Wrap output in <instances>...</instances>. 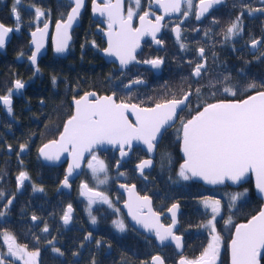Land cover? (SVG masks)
Masks as SVG:
<instances>
[{
    "label": "snow or ice",
    "instance_id": "snow-or-ice-1",
    "mask_svg": "<svg viewBox=\"0 0 264 264\" xmlns=\"http://www.w3.org/2000/svg\"><path fill=\"white\" fill-rule=\"evenodd\" d=\"M84 0H68L71 7L64 22L56 24V48L57 53H62L67 48L70 39L68 30L72 27L73 21L79 15ZM134 2L136 8L140 7V0H129ZM20 0H15L13 13L16 16L17 24H19V14L16 11V5ZM156 3L164 9L166 15L170 13H179L182 11V5L185 6L183 16L187 17L192 8V0H156ZM222 3V0H200L197 6L196 19L200 20L205 13H208L214 5ZM93 11L99 12L101 16L107 17V48L104 52L108 56L116 57L121 66H126L136 60L135 52L140 46V39L145 35H151L152 40L160 44L162 41L156 39V33L160 31L163 16H156L155 22L149 20V12H144L139 16L140 26L133 27L132 20L135 15L134 10L129 7L127 16L123 14V0H103L101 6L97 0H93ZM44 15L39 8L35 9L36 19L39 20ZM243 15V13H241ZM240 17L233 22L228 28L225 38H231L238 35L242 30L240 27ZM182 22V21H181ZM47 23L44 28H38L32 33L33 43L36 45L37 52L42 44L36 39L37 34L43 37L47 30ZM13 31H19V28L13 29L0 24V48L5 47L6 38L10 39L9 34ZM177 40L180 38V28L175 29ZM260 42L253 40L252 47L257 48ZM184 47L183 44L180 45ZM203 57V49L199 50ZM33 64L36 62V53L31 57ZM146 64L158 68L162 61L160 59L146 60ZM204 64H197L192 75L196 78L201 77ZM230 78L225 76L223 80L216 83L209 82L208 87L216 88V91H222L227 96L236 97L239 89L230 85ZM55 83V78H53ZM133 83L140 84L142 81L136 80ZM222 85V87H217ZM15 90L22 89L24 84L20 80L15 81ZM255 84H248L247 90L255 89ZM12 90L4 96H0V102L7 106V111L11 113V95ZM201 89H195L197 98L201 96ZM216 92H213L214 96ZM193 92L190 90L185 93L181 99L166 100L162 103H156L153 107H140L136 104L117 103L113 96L97 97L96 94L86 93L79 99L73 100L74 112L64 123L63 130L59 134L58 139H54L43 145L39 149L40 154L46 160H59L64 152H69L72 156V163L68 167V173L64 178V186L68 187V179L72 175L73 170L80 167V160L83 158L84 152H91L94 146L102 144L118 145L121 156L128 153L132 147L133 141H140L147 146L148 152H153L159 139L163 137L167 128L171 127L178 117V113L188 108L191 104V96ZM202 110H196V114L186 121H181L182 130V152L184 162L180 165L178 175L184 180L192 178H201L210 184H222L226 180L233 183L241 181L246 174L251 171L256 177V188L259 192L264 193V91H257L254 95H248L242 99H222L214 103H205L199 106ZM135 116L134 121H130L127 113ZM24 145H21L23 150ZM151 160L142 161L137 168L143 173L145 167L151 166ZM88 168L91 169L93 177L98 184L107 182V167L103 161L98 160L95 155L88 162ZM104 173V179H100L99 174ZM29 177L26 172L21 171L17 176L18 185H22ZM81 195L87 196L89 206L101 201L109 204L108 198L99 191H94L87 184L81 185ZM42 191V189H40ZM129 199L126 203L129 215L141 224L144 228L155 230L156 236L163 242L171 237L176 241L177 247H180V237L174 236L172 228H164L159 224V217L152 211L151 201L149 197H140L136 194L134 186L128 190ZM3 193H0L2 196ZM243 193L233 195L232 201ZM11 200L8 201L11 204ZM233 205H229L231 207ZM173 205L172 212L173 225L175 224V209ZM205 207H211L213 213L212 219L209 220L205 227H209L212 233H215L216 215L220 213L221 205L219 200L209 203L205 200ZM147 209V214L144 210ZM72 207L68 206L67 211L63 215L65 224L69 223L71 218ZM4 213L0 212V216ZM33 220L37 217L33 216ZM93 224L96 222L92 217ZM231 223V219L227 221ZM115 227L123 232L125 224L122 221H114ZM236 227L235 238L231 241V264H261L264 255V209L258 215L253 216L246 224H239ZM44 232L48 228L43 229ZM91 235V234H89ZM87 239V237H86ZM5 240L9 245V254L24 261V264H33L38 252H27L25 248L14 247V237L5 234ZM51 243V241L49 242ZM99 244V241H97ZM220 236L213 235L207 248L200 257L194 260L181 259L179 264H215V260L219 254ZM59 252V249H54ZM154 261H163L159 257H153ZM0 264H3V256L0 255Z\"/></svg>",
    "mask_w": 264,
    "mask_h": 264
},
{
    "label": "flooded vegetation",
    "instance_id": "flooded-vegetation-1",
    "mask_svg": "<svg viewBox=\"0 0 264 264\" xmlns=\"http://www.w3.org/2000/svg\"><path fill=\"white\" fill-rule=\"evenodd\" d=\"M199 1L200 0H192L193 6L191 9H187L189 15L185 17L182 23H180V20L183 18L182 13L185 10L184 5H182V11L179 12L178 16L165 18L161 24L160 34L157 37V40L162 41L161 47H154L152 42L148 39L142 43L140 51L135 55L136 60L139 63H144L146 60L160 59L162 63L160 64L159 71L156 72L154 69L138 63L130 64L124 70H118L117 65L112 62L106 63L103 60L99 55V50L105 47V42L101 37V33L102 30L108 29V22L104 18H91L90 7L93 0H85L84 8L79 16V24L70 31L71 40L68 45V54L62 57L56 56L53 53L50 39L55 23L57 21H63L72 7L67 0H20V3L16 5V11L20 17L19 24H17L16 16L12 11L15 0H0V24L8 28H19V31H13L10 33V39L6 40L5 47L0 48V62L3 64V69L9 74L6 81L0 79V92H3L0 96L7 95L9 90H12L13 92L11 95V113L7 111V106L0 105V166L3 160H10L11 157L14 158V161L20 163L19 167H12L10 165L0 167L2 169V171H0V193H3V195L0 196V212L4 213L3 216H0V255L3 256V264H24L23 260L17 259V257L9 254V245L5 240V234L14 237V247H22L25 248L27 252L39 253L35 261H33V264H39V256L41 253L46 256L53 254L60 264H74V260L77 258V252L75 250L76 231L83 236V239H81L83 246L78 247L80 249L87 248L88 244L91 242L97 246L102 243L100 237L103 228L100 223V213L96 212V209L101 207L107 208V206H105V203L103 202L101 204L94 203L96 206L91 205L89 211L85 210L83 203L87 202L88 198L81 195L80 189L81 183L87 184L81 179L86 172L84 170V165L79 177L71 182V191L69 193L62 191L59 193L56 192L57 185L62 177L53 189L54 196L52 198L48 197V193L42 187V183L39 182V194L41 199L36 205L29 204L27 196V188L33 186L34 183L29 181V178L25 180L22 185H18L17 182V176L21 171L27 173L25 169V155L27 148L26 116L28 109L31 107V104L28 103L27 100V89H39L38 103L39 113H41L39 118H37V121L39 120V128H41L45 120H47V117L43 116L42 111L45 107L44 98L48 94L46 84L50 85L51 82L50 78L49 80L47 79V73L44 68L43 59L45 57H51L58 60L59 58L68 56L71 50L73 51L76 49L78 52V59H90L94 57V55H85V52L88 49L85 47L86 44L89 46L90 51H95L96 57L94 59L101 61L104 69L109 65L113 69V72H116L117 74H123L129 71L134 75L133 78L123 81L122 89H118L116 93H109L113 94L116 101L125 103L135 102L122 101L118 97L127 96L133 92L136 93L137 89L146 87L148 82L154 84L156 78L159 76L189 74L192 77L193 69H195L197 64H201L202 61H204L205 66L201 75H204L207 72L210 73L208 68L211 63H213L214 66L227 69L229 71L228 74L232 72L234 75L238 68L243 67L241 69H244L248 65H253L262 61L264 72V0H222V3L210 9L200 20H196L195 12ZM149 2L150 0H140V7L136 8L134 2L130 3L129 0H125V17L127 16V10L129 7L132 6L131 8L135 12L132 20V26L134 28L137 25L136 20L140 14L147 11L150 13L149 18L151 19H155L156 16H158L157 12L148 7ZM97 3L103 4V0H97ZM36 8H39L44 12V15L41 16L39 20H37L35 16ZM54 12H64V15L62 18L54 17ZM241 13H243V15H241ZM238 16L240 17L239 23L242 30L238 35L226 39L227 28L233 22H236ZM45 23L49 25L46 49L39 57L37 63L35 65H30L29 57L32 53V48L29 46L30 33L43 27ZM175 26L180 28L179 40L173 35V27ZM253 40L259 41L260 43L257 48L251 52L249 44L252 43ZM181 44L184 45L183 48L180 47ZM200 49L204 50L203 57L200 55ZM75 55L76 54H74V56ZM89 62L90 61H88L89 66L93 67L92 63ZM198 79L200 80L199 88L201 89V77L194 80ZM16 80H20L24 84L22 91L15 90L14 83ZM133 80H142L144 84L126 88L125 85ZM104 81H106L105 75ZM52 87L53 86L50 85V90ZM96 93L98 95L106 94ZM135 104L142 106L137 103ZM71 113L72 107L70 104V112L63 119V122L71 115ZM178 117L176 118L175 123L177 122ZM62 125L52 139H55L58 136ZM39 138H42L40 133ZM15 143L17 144L16 146H14ZM21 145H24L23 150H21ZM135 149L140 150L142 156L129 165V159ZM109 153H111L115 159L113 165L110 167H108L105 160V156L109 155ZM94 154L97 157L102 156L107 169L110 168L112 172H115L113 167L117 161L116 152L111 150H94L85 159V162L88 161L87 159L92 160ZM130 157L125 163H122L120 167H118L117 170L122 173V176L112 181L114 188L115 183L123 182L129 173L133 175V178L146 181L147 174L152 171L155 166L156 152L153 167L149 171H145L141 175H138L134 165L145 158L146 154L140 148L135 147L132 149ZM59 166H63L64 170L65 164ZM131 169H133V171ZM111 179L112 178L109 179V182ZM89 188L102 192L100 189L98 190L90 186ZM40 189H42V191ZM74 191L76 193H74ZM116 192L120 194L117 190ZM59 194L69 195L70 197L66 200L63 199L64 201L62 200L63 202L61 204ZM120 196V201H118V196L116 194L113 196H107L110 202L118 203L119 210V204L123 201V196L121 194ZM9 200L12 201L11 204L8 203ZM69 205L72 207L71 218L69 223L65 224L62 217L66 211V207ZM120 213L127 224V230L120 233L115 232L123 235L129 230L128 227H132L128 224L121 210ZM33 216L37 217V219L33 220ZM114 216H117L116 212ZM92 217H95L96 222L94 224L92 222ZM161 221L167 224L169 220L166 217H163ZM45 227L48 228L47 232L43 231ZM131 230L138 236L140 241L153 243L155 245L153 238L147 237L145 234L138 232L134 228ZM50 241L51 243H49ZM97 241H99V244ZM164 247L166 246L161 248L156 247L159 251L154 252L153 254L159 253L163 258L160 250ZM54 249H59V252ZM149 258L145 262L146 264H149ZM48 263H51V261H48Z\"/></svg>",
    "mask_w": 264,
    "mask_h": 264
},
{
    "label": "trees",
    "instance_id": "trees-1",
    "mask_svg": "<svg viewBox=\"0 0 264 264\" xmlns=\"http://www.w3.org/2000/svg\"><path fill=\"white\" fill-rule=\"evenodd\" d=\"M54 17L62 18L64 12H54ZM85 55L93 54L90 59H78L76 49L71 50L69 55L63 58L53 59L45 57L43 59L44 68L47 79L51 82L46 84L48 94L44 98L45 107L43 108V116L47 117L44 124L39 128V89H27V100L31 107L27 111L26 116V164L25 169L28 173L29 180L34 183L33 186L27 188V196L29 204L36 205L39 203L41 196L39 194V182L48 193V197L54 196L53 189L63 175V166H45L37 157V148L40 144L54 138L58 129L61 127L63 119L70 112L69 101L71 98L80 95L84 91L94 90L98 93H116L118 89H122L123 81L133 78V74L129 71L123 74L113 72L108 65L103 68L101 61L94 59L95 51H90L89 46ZM74 54H76L74 56ZM92 63L93 67L89 66ZM0 62V79L6 81L9 74L3 69ZM243 68V67H241ZM238 68L233 75L228 74V70L222 67L214 66L213 63L208 68L206 74L201 75V96L197 98L195 89L199 88V79L194 80L189 74L178 76H159L154 84L149 83L144 88L137 89L136 93L127 96L118 97L122 101L135 102L142 106H150L154 103L162 102L168 99L180 98L186 91H192L191 104L179 113L177 122L168 129L160 143L157 146L155 166L150 171L146 181L133 178L129 173L123 182L133 183L140 194L148 195L151 198L154 210L163 212L172 203H179L181 211L178 216L179 227L178 232L183 235V252L181 256L194 260L205 249L208 241V234L205 229H201V224L207 218V212L201 207L199 200L207 194H217L222 199L223 213L216 220L217 230L220 234L221 248L219 251L218 261L215 264H229V256L227 252V242L230 238L234 225L240 221H244L254 215L261 206V200L253 193L251 180L239 187H245L247 195L239 200L231 209L227 199L217 191L234 189L228 185L223 187H205L194 180H184L178 175L180 170L181 157L178 153L181 121H185L191 117L196 110H200L203 104L211 103L222 99H242L254 92L264 90V72L263 63L259 61L256 64L248 65L244 69ZM222 69V70H220ZM104 75L106 81H104ZM227 76L230 78V85L236 86L239 92L236 97L227 96L222 91L217 92L216 88H209V82L216 83ZM55 78V83H53ZM248 84H255V89L245 90ZM222 87V85H217ZM216 92L213 96L212 93ZM3 92H0L2 94ZM39 133L42 138H39ZM17 144L15 143L14 146ZM142 156V152L135 149L129 159V165ZM108 167L114 163V156L109 153L105 156ZM20 166L19 162L3 160L1 166ZM131 168V167H130ZM133 171V169H131ZM0 171L2 169L0 168ZM90 187H94L93 182L85 179ZM236 187V188H239ZM95 188V187H94ZM108 192L116 194L118 201L121 200L113 187V182L109 183ZM13 190V188H12ZM217 191V193H216ZM74 193H76L74 191ZM60 202L68 199L69 195L59 194ZM76 195V194H75ZM65 196V197H63ZM77 198V196H76ZM63 200V201H62ZM78 200V198H77ZM118 204V203H117ZM100 213V223L102 225V243L99 246L93 242L88 244L87 248H78L83 246L81 239L83 236L76 231L75 250L77 258L74 264H146L145 262L154 253L159 251L153 243L142 242L137 235L128 227V231L123 234H117L111 227L110 219L114 217L115 212L110 211L106 207L96 209ZM231 219V223L227 221ZM165 264H176L179 256L175 253L171 246H166L160 250ZM264 255V251L262 253ZM51 261V263H48ZM39 264H60L53 254L39 256ZM261 264H264L262 259Z\"/></svg>",
    "mask_w": 264,
    "mask_h": 264
},
{
    "label": "water",
    "instance_id": "water-1",
    "mask_svg": "<svg viewBox=\"0 0 264 264\" xmlns=\"http://www.w3.org/2000/svg\"><path fill=\"white\" fill-rule=\"evenodd\" d=\"M67 1H68V0H67ZM115 2H116V0H112V3H115ZM124 2H125V0H123V14H124ZM199 2H200V1H199ZM199 2L197 3V6L199 5ZM84 5H85V0H84V2H83V6H82L81 9H80L79 15L77 16L76 20L73 21L72 27L68 30L69 36H70V31H71L74 27H76V26L79 24V16H80V14H81V12H82V10H83V8H84ZM72 6H74V5H72ZM101 6H102V4H101ZM215 6H217V5H214L213 7H215ZM93 7H94V5H93V2H92V3H91V7H90V15H91V18H92V19L104 18V19L107 20V17H106V16H101L99 12H94V11H93ZM148 7H149L150 9L154 10L155 12H157V13H158V16H163V17H164V19L161 21V24L163 23V21L165 20V18L172 17V16H178V15H179V13H176V12H174V13H170V14L166 15L165 12H164V9H162V8L156 3V0H150ZM70 10H71V9H70ZM70 10H69V12H70ZM197 10H198V8L196 9V12H197ZM69 12H68V13H69ZM196 12H195V19H196ZM68 13H67V14H68ZM205 14H206V13H205ZM140 15H143V13L140 14ZM140 15H139V16H140ZM139 16L137 17V20H136V24H137L136 27H139V26H140ZM66 19H67V15H66V18H65L63 21H59V22H64V21H66ZM148 19H149V20H152L153 22H155V19H151V18H149V17H148ZM184 19H185V17L183 16V18L180 20V23H182ZM196 20H197V19H196ZM181 21H182V22H181ZM57 22H58V21H57ZM57 22L55 23V25H54V27H53V31H52V35H51L50 42H51V46H52V51H53V53H54L56 56L62 57V56H65V55L68 54V45H69V43H70L71 37H70V39L68 40L66 50H65L64 52H62V53H57V52L55 51V48H56V24H57ZM107 24H108V23H107ZM47 25H48V24H47ZM176 27H177V26L173 27V29H175ZM43 28H44V26L41 27L40 29H43ZM36 31H37V30H36ZM36 31H34V32H36ZM160 31H161V27H160ZM160 31L156 33V39H157V37L159 36ZM107 32H108V29H106V30H102L101 37L103 38V40H104V42H105V47H104L103 49L99 50V55L103 58V60H104L106 63H111V62L114 63L115 65H117V69H118V70H124V69H125L126 67H128L130 64L138 63V64L146 65V66H148L149 68L154 69L156 72L159 71L160 66H159L158 68H154V67H152L151 64L139 63L137 60L130 62V63L127 64L126 66H121L119 60H118L116 57L106 55L105 52H104V49H106L107 46H108V44H107V39H108V37H107ZM32 33H33V32H32ZM32 33H30L29 46L32 48V53H31V55H32L34 52L36 53V62H35V64H36L37 61L39 60V57L44 53V51H45V49H46V44H47V41H48V34H49V25H48L47 30H46V33L44 34L43 37H40L39 34H37L36 39H39V40L41 41V44H42V46H41V48L39 49L38 52H37V50H36V45H35V43H33V39H34V38H33V36H32ZM173 35H174L175 38H177L175 31H173ZM9 36H10V34H9ZM147 39L150 40V41L152 42L153 46L156 47V48H159V47L162 46L161 43H160V44L155 43V42L152 40L151 35H145V36L141 37V39H140V46L136 49L135 55L140 51L142 43H143L145 40H147ZM6 40H7V38H6ZM249 47H250V51L253 52L255 48L252 47V43L249 44ZM31 55H30V57H31ZM30 57H29V63H30V65H35V64L32 63ZM201 64H204V66H205L204 61H202ZM193 70H194V69H193ZM192 73H193V71H192ZM192 77H193V79H197V78L194 77L193 75H192ZM134 81H136V80H133V81L128 82V83L125 85V87H126V88H130V87H133V86L139 85V84H135V83H133ZM140 81H142V80H140ZM142 84H144L143 81H142V83H140V85H142ZM14 85H15V83H14ZM23 88H24V87H23ZM23 88H22V89H19V91H22ZM260 91H264V90H260ZM93 92H94V91L84 92L83 94H81L80 96L76 97L75 99H79L81 96L85 95L86 93H93ZM187 92H189V91H187ZM187 92H186V93H187ZM94 93L96 94L97 97L113 96V94H100V95H98L96 92H94ZM254 94H255V92L252 93V94H250V95H254ZM183 96H184V94H183L180 98H177V99H181V98H183ZM244 98H246V97H244ZM113 99H114V96H113ZM73 100H74V98L71 99V101H70V104H71V107H72V113H71V115H72L73 112H74V104H73ZM114 100H115V99H114ZM168 100H172V99H168ZM11 101H12V99H11ZM115 101H116V100H115ZM165 101H166V100H165ZM116 102H117V103H125V102H121V101H116ZM162 102H164V101H162ZM162 102H158V103H162ZM215 102H217V101H215ZM213 103H214V102H213ZM126 104H130V105H131V104H135V103H126ZM155 104H156V103H154L153 105L148 106V107H153ZM0 105L4 106L2 102H0ZM138 106H139V105H138ZM140 107H144V106H140ZM200 110H202V108H201ZM195 114H196V113H194L192 116H194ZM71 115H70V116H71ZM127 115H128V118H129L130 121H134V120H135V116L132 115L130 112L127 113ZM70 116H69V117H70ZM192 116H191V117H192ZM69 117H68V118H69ZM191 117H189L188 119H191ZM68 118H67V119H68ZM67 119L63 122V125H62V128H61L60 132H62V130H63V126H64V123L67 121ZM188 119H187V120H188ZM175 121H176V119H175ZM174 123H175V122H174ZM174 123L172 124V126L174 125ZM172 126H171V127H172ZM169 128H170V127H169ZM169 128H167V129H169ZM60 132H59V134H60ZM59 134H58V136H57L55 139H58V138H59ZM160 139H161V138H160ZM160 139H159V141H160ZM52 140H54V139H52ZM52 140H49V141L43 143L42 145H40V147H39L38 150H37V155H38L39 160H40L44 165H47V166H59V165L65 164V166H64V170H63V176H62V179L60 180V182L58 183L57 188H56V192H57V193H59V192H61V191H62V192H65V193H69V192L71 191V182L79 177V175H80L81 172H82V169H83V165H84L85 159H86V158L90 155V153H91L92 151H94V150H99V151L111 150V151H113V152H116L117 161L115 162L114 167H113V170H114V171H116V170L118 169V167H120V165H121L122 163H125V162L129 159L130 154H131V151H132V149L135 148V147L140 148V149L143 150V151L145 152V154H146V157H145V158H143L142 160H140L139 162H137V163L134 165V167H135L136 170H137V174H138V175H141L142 173H141V171L137 168V165L141 164L142 161H145V160H151V161H152L151 166H149V167H145V168L143 169V172H145V171H149V170L153 167V165H154V157H155L156 147H155V149H154L153 152H148V151H147V146H146L145 144H143V143L140 142V141H133V142H132V147H131L130 150H129L127 147H125V151H126L128 154H127L126 156H123V157H122L118 145H111V144H107V143H105V144H102V145L94 146L93 149L91 150V152H87V151L84 152V154H83V158L80 160V167H79V168H76V169L73 170L72 175H71V176L69 177V179H68V185H69V186H68V187H65V186H64V178H65V176H66L67 173H68V167H69V165L73 162V161H72V156L70 155V153H69V152H64V153H62L61 156H60V159H59V160H46V159L40 154V151H39V149L42 148L43 145L49 143V142L52 141ZM156 146H157V145H156ZM178 153H179V155H180V157H181V163H180V165H181V164L184 162V155H183V152H182V130H181V137H180V142H179ZM192 180H194L195 182L200 183L201 185H203V186H205V187H223V186H225V185H228V186L233 187V188L239 187L240 185L245 184L248 180H251L252 188H253V193H254V195H255L256 197H258V198L261 200V206H260L259 210H258L254 215H252L251 217H249L248 219L236 223V224L234 225L233 229H232V232H231L230 238H229V240H228V242H227V252H228V256H229V264H231V241H232V239L235 238V231H236V227H235V226H237V225H239V224H246V223H247V222H248L253 216L258 215L259 212H260L262 209H264V193L259 192V190L256 188V177H255V174H254L253 172H251V171H249V172L246 174V176H245L241 181L236 182V183H233V182L230 181V180H226V181H225L224 183H222V184H210V183H207L206 181H204L203 179L198 178V177H197V178H192ZM82 184H85V183H81V185H82ZM81 185H80V189H81V192H82ZM133 186H134V188H135V192H136V194H137L138 196H140V197H144V196L149 197L148 195H141V194H139V193L137 192L136 187H135L134 184H127V183H123V182H116V183H115V188H116V190H117V191L123 196V201L119 204V208H120L121 212L124 214V216H125V218H126L128 224H129L132 228H134L135 230H137L138 232H141V233L145 234L147 237H151V238H153L156 247L161 248V247H163V246H171V247L174 249L175 253L179 256V258L176 260V264H179V262H180L181 259H186L185 257L181 256V254H182V252H183V247H184V244H183V236H182L181 234L176 233V231H177V229H178V227H179L178 216H179L180 211H181V207H180V205H179L177 202L172 203V204L169 205V206H168L163 212L160 213V212L154 210V208H153V206H152L151 198L149 197V199H150V201H151V208H152V211H153L154 213H156V215L159 217V224L163 225L164 228L171 227V228H172V233H173V235H174V236H178V237H180V247H177V245H176V241L173 240L171 237H169L168 239H166V240H164V241L162 242V241L156 236V233H155V230H154V229H153V230H149V229L144 228L141 224H137L136 221L132 219V216L129 215V211H128V208L126 207V203L128 202V199H129L128 190H129L130 188H132ZM17 190H18V188H17ZM94 191H97V190H94ZM83 196H84V195H83ZM85 197H87V196H85ZM173 205H176V206H177L175 209H173V211L175 212V224H174V225H173V216H172V212L169 211V209H172V208H173ZM67 209H68V206L66 207V211H67ZM144 213L147 214V209L144 210ZM163 217H166V218L169 220L167 224H165V223H163V222L161 221V219H162ZM263 251H264V250H262V253H263ZM153 257H159V258L163 261V264H165L163 258L161 257V255H160L159 253H155V254H153V255L150 256V258H149V264H159V261H154V260H153Z\"/></svg>",
    "mask_w": 264,
    "mask_h": 264
},
{
    "label": "rangeland",
    "instance_id": "rangeland-1",
    "mask_svg": "<svg viewBox=\"0 0 264 264\" xmlns=\"http://www.w3.org/2000/svg\"><path fill=\"white\" fill-rule=\"evenodd\" d=\"M130 6H131V5H130ZM131 7H132V6H131ZM94 155H95V154H94ZM95 156H96V155H95ZM96 158H97L98 160L103 161L104 164L106 165V163H105V161H104V158H103L102 156H98V157L96 156ZM87 160H88V161H86L85 164H84V170L86 171V172H85L86 174L84 173V176H83V178H81V179H82L83 181H85V179H89L90 181H92V182H93V185H94V187H95V189H98V190L100 189V190L102 191V193H103L106 197H107L108 195L113 196L114 194L108 192V189H107V188L109 187V183H110L111 181H113L114 179H117V178L121 177V176H122V173H121V172H118L119 170H117V171H115V172H112V171L110 170V168H109V169H107V173H106V175H107V182L104 183V184H98V181L93 177V174H92L91 169L88 168V162L90 161V159H87ZM99 176H100V179H104L105 174H104V173H100ZM110 178H112V179H111V181L109 182V179H110ZM29 181H30V180H29ZM85 182H86V181H85ZM108 182H109V183H108ZM94 187H93V188H94ZM217 191L222 195L223 198L227 199V201H228V205H230V204L233 205V206L230 207L231 209L234 207V205H236V203H237L239 200L243 199V198L247 195V191H246L245 187H239V188H234V189H227V188H226L225 190H221V191L217 190ZM217 191H216V193H217ZM240 193H243L244 195H239V196H237V199H236L235 201H232V200H231V197H232L233 195L240 194ZM205 200L209 201V203H211V201H214V200H219V201H220V205H221L220 213H219L218 215H216V219H215V221H214V223H215V229H216L215 233H212L209 227H205V225L208 224L209 220H211V219H212V216H213V213H212V211H211V207H205ZM94 203H95V204H101L102 202H101V201H96V202H94ZM94 203L91 204V205L96 206ZM199 203H200L201 207H202V208L207 212V214H208L206 220L201 224V229H205V231H206L207 234H208V241H207V245H206V247H205V249H206L207 246H208V244H209V242L211 241L213 235H219V236H220V234H219V232H218V230H217L216 220H217L218 218H220L221 215H222V213H223L222 199H221L220 196H218V193H217V194H215V193H214V194H207V195H204L203 197L200 198ZM83 205H84L86 211H89V210H90L91 205L89 206V201L83 203ZM105 206H107V209H109L110 211L116 212V215H117V216H114L112 219H110V224H111L112 229H114V231L120 233L121 231H119V230L115 227V225H114V221H122V222L125 224V231H126V230H127V229H126V228H127V224H126V222L124 221V219H123V217H122V215H121V213H120V210L118 209V205L116 204V202H111V206H109V204H106V203H105ZM108 207H109V208H108ZM160 213H161V212H160ZM176 233L181 234V233H179L178 231H176ZM181 235H182V234H181ZM182 236H183V235H182ZM220 248H221V239H220L219 251H220ZM205 249H204V250H205ZM204 250L202 251V253L204 252ZM202 253H201V254H202ZM201 254L198 255L197 257H195L194 259H197L198 257H200ZM218 256H219V254H218ZM218 256H217V258H216V260H215V263L218 261ZM185 258H186V257H185ZM35 259H36V258H35ZM186 259H187V260H192V259H188V258H186ZM34 261H35V260H34Z\"/></svg>",
    "mask_w": 264,
    "mask_h": 264
}]
</instances>
